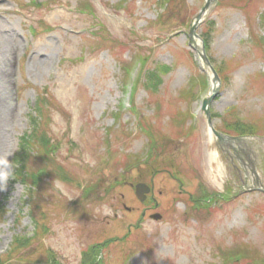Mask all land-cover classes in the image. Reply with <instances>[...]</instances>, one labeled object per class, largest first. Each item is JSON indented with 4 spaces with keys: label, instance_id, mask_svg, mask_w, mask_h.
I'll return each mask as SVG.
<instances>
[{
    "label": "rangeland",
    "instance_id": "374dc122",
    "mask_svg": "<svg viewBox=\"0 0 264 264\" xmlns=\"http://www.w3.org/2000/svg\"><path fill=\"white\" fill-rule=\"evenodd\" d=\"M31 1L0 0V61L8 58L4 69L0 65V77L2 73L11 88L5 105L0 104V116L9 126L0 149V160L7 162L0 170L8 173L0 190V254L13 234L31 235L35 228L32 186L15 180L10 161L19 137L31 132L36 99L49 102L42 115L36 113L42 119L38 126L43 123L50 142L59 144L53 157L75 182L45 177L34 198L46 213L40 222L49 231L37 238L35 232L30 245L5 264H22L23 259L48 264L49 253L61 264H81L84 253L102 243L104 264H226L217 253L227 247L239 250L243 244L264 256L262 192L243 190L230 204L216 202L210 208L190 200L201 187L209 194L244 184L209 135L200 109L212 75L189 47V23L184 22L204 0H172L168 10L160 9L159 0H127L128 10L115 7L125 0H37L39 6ZM206 27L209 63L224 65L218 76L226 77L216 83L218 92L209 103L212 125L219 129L230 108L248 123L258 121L264 115V0H216L196 32L202 34ZM136 51L146 69L168 67L166 73L157 71L154 90L145 87L143 63H135L129 76L122 68L120 62H133ZM202 75H208L207 88L199 86V96L180 100L193 77L199 76L201 85ZM178 111L190 113L185 130H193L187 136L170 128ZM138 123L155 134L157 150L148 164L133 170L151 137L140 132ZM256 141L261 148L262 141ZM259 153L264 163V149ZM260 165L255 170L264 188ZM92 182L86 195L81 188ZM137 182L152 186L143 202L133 191ZM223 192L219 200L228 201L230 190ZM150 197L155 206L147 202ZM154 213L160 219H152Z\"/></svg>",
    "mask_w": 264,
    "mask_h": 264
},
{
    "label": "trees",
    "instance_id": "16d2710c",
    "mask_svg": "<svg viewBox=\"0 0 264 264\" xmlns=\"http://www.w3.org/2000/svg\"><path fill=\"white\" fill-rule=\"evenodd\" d=\"M160 9L162 10H168L171 6L172 0H159L158 1ZM34 5H36L34 3ZM84 8H88L89 10L91 9V6L89 4L83 5ZM117 9H127V4L124 5V2H119L117 4ZM188 19V20H187ZM191 17L189 16L186 18L185 22L189 23ZM211 24V21H208V25ZM211 26V25H210ZM101 30H103V27L99 25L98 27ZM208 27H206V31L202 33V37L204 39V44H205V49L207 50L209 47V40H210V34L208 33ZM106 39H111L110 35L105 37ZM112 41L115 44H120L121 47L125 46L124 44H121L117 39H112ZM189 53V52H188ZM190 54V53H189ZM191 56V55H190ZM134 61L133 62H120L123 64V69H126V73L131 67L132 63L135 61H140L145 65L144 67V72H143V77H146V80L148 82V85L145 86L148 91L154 90L156 82V77L159 80L158 77V70L161 69L160 72L166 73L168 70L167 66H154V68L146 69V64L147 62L143 60V56L141 53H138L137 51L132 54V58ZM127 65V66H126ZM224 65H218L216 66V71L218 75L219 73L223 71ZM157 68V69H156ZM224 72V71H223ZM197 73V72H196ZM262 77H264V73L260 74ZM223 78L226 77H221L220 79L223 82ZM200 77H193L191 82L189 83V86H187L179 95L180 100H192L195 98V96L198 94L197 93V87L200 85ZM201 84H204L202 79H201ZM44 91V90H43ZM41 91V92H43ZM44 94V93H43ZM43 95H41L42 97ZM40 97V98H41ZM46 101V102H45ZM45 103L47 104L46 107L49 105L48 100H46V97H43L40 101L36 102V107H35V113H40L42 115V111L47 108H45ZM161 106L157 108L159 111ZM161 111V110H160ZM235 111L234 109H231V114L232 119L231 125L233 126V129L235 131L242 130V125H244L245 129L244 131H252V132H258V133H264V116L259 119V121L253 124H246L242 122L239 118L235 116ZM159 114V113H157ZM188 113H182V112H174L172 117H171V123L170 128L173 131V133L177 136H183L187 135V133H190L191 128H186L185 130V123H186V117ZM190 116V114L188 115ZM37 115L33 118H31V132L30 133H25L23 136L20 137V142H19V148L18 151L15 153L12 164L14 168V175L15 178L24 183L25 185L32 186V189L29 190L31 191V199H30V206L31 209L30 211L32 212V219L33 222L35 223V228H36V235L39 233H45L46 230V224L45 222H40L46 215L45 211L41 208V206L36 203V200L34 198L35 190L36 188H40L42 186V183L44 182L45 177L50 176V174H53L57 178H60L61 180H69L75 182L70 176H68V172L62 168V165L59 164V162L55 161L56 158L53 157L52 150H53V143L50 142L49 136L45 132V128L43 127V123L41 124V129L40 126H38L39 121H41V118H36ZM228 124L230 122H227ZM227 124V125H228ZM142 126L141 131L145 132L149 136V159L151 160L153 158V150H157V140H155V134L153 136L151 135V132L149 133V129L144 123H140ZM110 131V130H109ZM232 131V130H231ZM233 131V133H235ZM113 131L111 130V133ZM129 136V135H127ZM161 137V136H160ZM156 155V152H155ZM127 161V158H126ZM44 176V177H42ZM42 178V179H41ZM95 184L93 183H88L85 185L83 188L84 193H88L90 189L94 187ZM33 193V194H32ZM2 206H0V214L2 213ZM46 225V226H45ZM35 235V237H36ZM34 240L33 238H25L24 236H14L13 241L9 247V249L4 253L0 254V264H5V262L12 258L13 255H15L16 252H18L19 249L25 248L26 246L30 245L31 241ZM239 250H235L233 252L232 249H226L222 251V256H223V261L226 264H237L239 261H243L247 264H257L259 262H264V256L261 255H255L254 251L248 249L247 245L243 244ZM99 245L95 246L92 250H89L88 252H85L82 258V263L81 264H100L98 260L99 256ZM52 254L49 256V263L48 264H55V260L51 258ZM24 262L22 264H38L37 262H26L25 259H23ZM10 264H16L15 262H11ZM20 264V263H19ZM46 264V263H45Z\"/></svg>",
    "mask_w": 264,
    "mask_h": 264
},
{
    "label": "water",
    "instance_id": "95a60500",
    "mask_svg": "<svg viewBox=\"0 0 264 264\" xmlns=\"http://www.w3.org/2000/svg\"><path fill=\"white\" fill-rule=\"evenodd\" d=\"M216 0H206V3L204 4V6L200 9L199 13L196 15V17L194 18V20L192 21L189 31H188V37H189V44L198 51V53L200 54L202 60L205 62L206 65H209V61L204 53V46L203 44L201 45H196V39L200 40L199 35L196 33V28L199 25V23L201 22V20L203 19V17L205 16L206 13H208V11L210 10L212 4L215 2ZM211 68V72L213 75L212 78V82L214 83V87L211 89V94L205 99V111H206V115H207V123L209 125V127L212 129V131L214 132L215 136L218 138L219 143L224 144L226 142V139H232V140H236L237 138H228L227 136L221 135L218 132H216L211 125V120L209 117V103L210 100L212 99L213 95L216 94L218 87L216 85V83H218L219 79L217 77V74L215 73L214 69L212 67ZM150 191V188L143 184V183H138L135 185V194L138 197V199L140 201H143L146 197V194ZM155 219L159 218V215H154Z\"/></svg>",
    "mask_w": 264,
    "mask_h": 264
},
{
    "label": "bare ground",
    "instance_id": "6f19581e",
    "mask_svg": "<svg viewBox=\"0 0 264 264\" xmlns=\"http://www.w3.org/2000/svg\"><path fill=\"white\" fill-rule=\"evenodd\" d=\"M11 43H14V41H11ZM197 46H198V44H196ZM0 65L1 66H3V69L8 65V58H7V56H4L3 58H2V60L0 61ZM3 71V70H2ZM10 71H11V68H10ZM11 73L9 72V75H10ZM5 81H6V78H4L3 76H2V73H1V77H0V104H2V106H4L5 105V100L8 98V95H7V93L9 92V91H11V88H8V87H6V86H8V85H6L5 84ZM1 106V105H0ZM1 115V114H0ZM5 122V120H4V118H3V116H0V149H2L3 148V145H4V142H5V140H6V135H5V133H6V131L9 129V126H8V124L7 123H4ZM113 131V130H112ZM109 133L112 135V133H111V130L109 131ZM209 135L212 137L213 135L209 132ZM231 146V145H230ZM214 154V153H213ZM213 154H211V155H213ZM216 154V153H215ZM214 157V156H213ZM210 158H212L211 156H208V160L210 161ZM147 160V159H146ZM142 164V162L141 163H139L138 165H135V166H133V170L134 169H137V168H140V165ZM145 164H147V163H145ZM258 174H256V176H257ZM42 177H44V176H42ZM42 179V178H41ZM138 183H143V184H145V185H147V186H150V185H148V184H146V183H144V182H137L136 184H138ZM135 184V185H136ZM135 185H134V194H135ZM132 186V185H131ZM85 187V184L83 185V187L81 188L82 190H84L83 188ZM135 196H136V194H135ZM136 198L138 199V197L136 196ZM138 201H139V199H138ZM140 202V201H139ZM130 209H128V211H129ZM141 216V215H140ZM139 221H140V217H139V219H138ZM138 221V222H139ZM49 231V229L47 228V230L45 231V233H47ZM128 233V232H127ZM38 237V234L36 235V237L35 238H37ZM51 255V253H49L47 256V258H48V260H49V256Z\"/></svg>",
    "mask_w": 264,
    "mask_h": 264
},
{
    "label": "flooded vegetation",
    "instance_id": "af4514ba",
    "mask_svg": "<svg viewBox=\"0 0 264 264\" xmlns=\"http://www.w3.org/2000/svg\"><path fill=\"white\" fill-rule=\"evenodd\" d=\"M217 145H218V144H217ZM234 146H235V150L228 151V153H227V151H226L225 149H221V148H220L221 152L225 155V157L227 158L228 161L231 159V157H235V156H236V153L239 154V151H240L239 146H236V145H234ZM227 154H229L230 156L227 155ZM241 158H242V160H243L244 162H247V161H250V162H251V160H252L251 155H250L247 151L244 152V154L242 155ZM234 171H235V174H236V175H240V174H242V176L244 177V180H243V183H244V184L239 185L238 188H236L238 191H242L243 188H244V187H242V186L245 185V181H246V182H249V181H250V179H249V175L245 177V170H244V169H243V170H234ZM247 171H248V170H247Z\"/></svg>",
    "mask_w": 264,
    "mask_h": 264
},
{
    "label": "clouds",
    "instance_id": "9594fccd",
    "mask_svg": "<svg viewBox=\"0 0 264 264\" xmlns=\"http://www.w3.org/2000/svg\"><path fill=\"white\" fill-rule=\"evenodd\" d=\"M6 163L7 162L5 158L0 160V165H4ZM7 179H8V173L3 170H0V190H3V187L6 186Z\"/></svg>",
    "mask_w": 264,
    "mask_h": 264
}]
</instances>
